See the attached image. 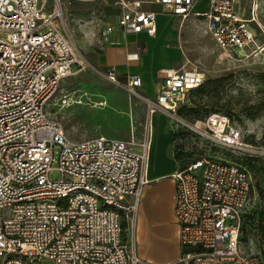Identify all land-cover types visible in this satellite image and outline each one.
<instances>
[{"label": "built area", "instance_id": "1", "mask_svg": "<svg viewBox=\"0 0 264 264\" xmlns=\"http://www.w3.org/2000/svg\"><path fill=\"white\" fill-rule=\"evenodd\" d=\"M110 0H0V264H141L135 225L148 184V142L137 145L104 136L73 142L48 107L62 83L84 71L88 62L68 36L64 9L73 4ZM112 0L118 10L104 35L118 29L125 38L155 36L159 5L181 20H204L207 33L227 55L240 59L262 53L255 10L247 19L236 0ZM260 28V26L257 24ZM109 80L117 83L114 72ZM152 110L171 113L205 75L186 64L163 70ZM142 85L139 77L129 91ZM75 93L73 96L75 97ZM57 104L69 108L74 97ZM207 139L244 157L258 149L244 144L241 130L226 114H211L201 124ZM149 141V140H148ZM59 153V180L50 178ZM175 218L182 253L175 264H264L240 242L253 198V177L241 164L207 156L176 171Z\"/></svg>", "mask_w": 264, "mask_h": 264}, {"label": "rangeland", "instance_id": "2", "mask_svg": "<svg viewBox=\"0 0 264 264\" xmlns=\"http://www.w3.org/2000/svg\"><path fill=\"white\" fill-rule=\"evenodd\" d=\"M48 1L47 12L53 7L52 0ZM236 3L238 12L247 19L255 10L261 29L256 23L251 27L258 31L257 41L264 47V0H236ZM63 14V26L88 66L62 83L57 98L48 107L50 117L62 125L73 142L104 136L135 143L134 151L143 153L138 145L147 141L150 149L151 141L159 134L161 140H166V127L173 136L168 153L174 159L181 158L180 165L207 156L247 165L253 177L254 194L240 242L247 254L260 256L264 261V51L245 59L229 56L211 39L204 20L193 16L186 20L170 18L166 27L173 30L187 57L178 64L204 74L206 89L204 94L190 92L175 112L168 113L150 108L149 101L154 102V96L148 98L144 85L137 87L134 95L128 90L126 77L117 76L114 83L108 78L109 72L97 65L109 43L104 35L108 21L118 18L113 4L104 1L73 4ZM63 94L72 95L77 104L60 108L56 104ZM211 114L229 115L241 130L244 144L262 154L249 161L204 137L201 124ZM52 167L50 178L59 180L58 152Z\"/></svg>", "mask_w": 264, "mask_h": 264}, {"label": "crops", "instance_id": "3", "mask_svg": "<svg viewBox=\"0 0 264 264\" xmlns=\"http://www.w3.org/2000/svg\"><path fill=\"white\" fill-rule=\"evenodd\" d=\"M107 3L112 4V0ZM151 9L158 13L155 36L143 32L124 38L117 29L113 34V40L117 42L107 43L97 65L116 76L126 77L128 82L139 77L148 98L153 95L155 100L163 83L162 71L183 68L180 64L187 57L173 30L166 27V23L171 22L170 18L179 17L162 13L164 11L159 5H152ZM195 9L206 10L207 0ZM167 133L165 127L166 140H161L160 134L154 136L145 169L148 184L142 192L135 225L141 264H175L182 253L180 226L175 218L176 181L172 178L180 164L168 153L173 136Z\"/></svg>", "mask_w": 264, "mask_h": 264}, {"label": "trees", "instance_id": "4", "mask_svg": "<svg viewBox=\"0 0 264 264\" xmlns=\"http://www.w3.org/2000/svg\"><path fill=\"white\" fill-rule=\"evenodd\" d=\"M203 85H204V83L199 87V88H197V89H194V90H192V91H190V92H197V94H204V92H205V87H203ZM191 112H193L194 114H197L198 112L196 111V110H192ZM182 113V112H181ZM227 115V114H226ZM229 116V115H228ZM230 117V116H229ZM231 118V117H230ZM232 120V119H231ZM246 158H248V159H251V160H249V161H253L254 159H256L257 157H246ZM199 159V158H198ZM176 160H177V162L178 163H181V158H176ZM195 161V160H194ZM193 162V161H192ZM191 162H189V163H187V164H182V165H180V169H184V168H186L189 164H190ZM238 164H241V163H238ZM241 165H243L244 167H246L249 171H250V168L247 166V165H245V164H241ZM253 194H254V186H253ZM245 219H246V215H245V217H244V221H243V226H244V224H245ZM243 226H242V232H243Z\"/></svg>", "mask_w": 264, "mask_h": 264}, {"label": "bare ground", "instance_id": "5", "mask_svg": "<svg viewBox=\"0 0 264 264\" xmlns=\"http://www.w3.org/2000/svg\"><path fill=\"white\" fill-rule=\"evenodd\" d=\"M155 124V123H154ZM155 126V125H154ZM152 128H153V126H152ZM154 131V130H153Z\"/></svg>", "mask_w": 264, "mask_h": 264}]
</instances>
